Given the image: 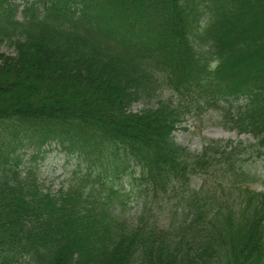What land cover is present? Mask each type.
Listing matches in <instances>:
<instances>
[{"label": "trees", "instance_id": "16d2710c", "mask_svg": "<svg viewBox=\"0 0 264 264\" xmlns=\"http://www.w3.org/2000/svg\"><path fill=\"white\" fill-rule=\"evenodd\" d=\"M0 42V264H264V0H0ZM207 112L253 139L178 143Z\"/></svg>", "mask_w": 264, "mask_h": 264}, {"label": "rangeland", "instance_id": "374dc122", "mask_svg": "<svg viewBox=\"0 0 264 264\" xmlns=\"http://www.w3.org/2000/svg\"><path fill=\"white\" fill-rule=\"evenodd\" d=\"M19 2L20 0H14ZM0 50L11 53L8 49L7 44L0 42ZM143 106V102H139L134 106V110H138ZM218 113L207 112L202 117L195 116L193 114L188 115L185 121L176 129L174 132L175 139L178 143L188 147L191 151H201L205 144L206 138L216 139H231L234 141L247 139L252 140L250 135H239L235 130H229L220 125L218 121ZM45 152L38 155L37 159H32V151L22 150L23 157L20 164V170L24 174L28 167L31 165L35 166V172L37 178L44 189L51 190L56 193L60 190L63 185L67 183V178L70 172L77 167L78 157L75 155L66 154L64 151L59 149L55 143L45 147ZM243 165L247 169V178L245 182L247 186L256 190L264 191V154L259 155H245L241 158ZM84 169L87 166L83 163ZM119 180V179H118ZM117 180V181H118ZM123 179H121V182ZM129 184V183H128ZM199 185V182H194ZM227 195L235 190H229L227 187L224 188ZM243 194V191L237 190ZM130 217L134 218L140 209L141 203L137 202V198L132 199L129 203ZM165 212L168 209H163Z\"/></svg>", "mask_w": 264, "mask_h": 264}]
</instances>
